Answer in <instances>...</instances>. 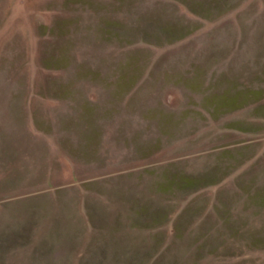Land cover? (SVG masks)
<instances>
[{
  "label": "rangeland",
  "instance_id": "1",
  "mask_svg": "<svg viewBox=\"0 0 264 264\" xmlns=\"http://www.w3.org/2000/svg\"><path fill=\"white\" fill-rule=\"evenodd\" d=\"M0 264H264V0H0Z\"/></svg>",
  "mask_w": 264,
  "mask_h": 264
}]
</instances>
